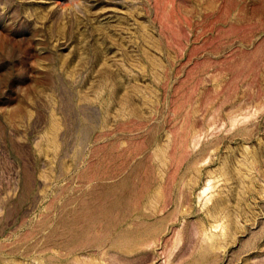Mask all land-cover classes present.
Instances as JSON below:
<instances>
[{
  "label": "rangeland",
  "instance_id": "374dc122",
  "mask_svg": "<svg viewBox=\"0 0 264 264\" xmlns=\"http://www.w3.org/2000/svg\"><path fill=\"white\" fill-rule=\"evenodd\" d=\"M0 264H264V0H0Z\"/></svg>",
  "mask_w": 264,
  "mask_h": 264
}]
</instances>
